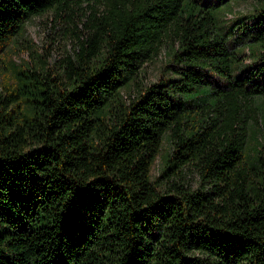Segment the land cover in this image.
<instances>
[{"label":"trees","instance_id":"obj_1","mask_svg":"<svg viewBox=\"0 0 264 264\" xmlns=\"http://www.w3.org/2000/svg\"><path fill=\"white\" fill-rule=\"evenodd\" d=\"M257 1L227 27L206 0H0V67L33 17L94 2L61 70L16 68L0 91V264H264Z\"/></svg>","mask_w":264,"mask_h":264},{"label":"rangeland","instance_id":"obj_2","mask_svg":"<svg viewBox=\"0 0 264 264\" xmlns=\"http://www.w3.org/2000/svg\"><path fill=\"white\" fill-rule=\"evenodd\" d=\"M206 1L222 4L223 19L227 27H231L236 23L249 22L251 15L258 7L257 0ZM92 5H94V2L90 3V5L86 2L83 8H75L64 12L51 9L29 20L26 23L25 31L17 36L6 49L7 64L0 67V91L5 92L3 84H5L7 77L12 76L11 73L16 72V68H37L40 71L53 73L61 70L66 59L79 50L81 41L87 40L93 32ZM228 13L231 14L229 15ZM166 59L163 51L158 58L146 63L135 85H140L141 83L149 85L157 81ZM136 88L138 87H133L132 94H136ZM257 102L261 108L257 110V114L255 113V118L250 119L254 133L257 131L264 132V129H262L264 123V98H260ZM255 105L256 103L252 107H255ZM168 147L166 143L165 148ZM161 164V159L158 158L153 169V175H158ZM189 180L193 188L198 187L200 181L198 171H189Z\"/></svg>","mask_w":264,"mask_h":264}]
</instances>
